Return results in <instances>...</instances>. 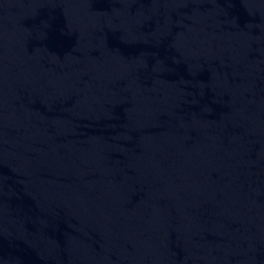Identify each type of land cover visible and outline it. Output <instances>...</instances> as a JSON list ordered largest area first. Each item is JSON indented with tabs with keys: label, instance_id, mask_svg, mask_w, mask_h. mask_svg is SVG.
<instances>
[{
	"label": "water",
	"instance_id": "obj_1",
	"mask_svg": "<svg viewBox=\"0 0 264 264\" xmlns=\"http://www.w3.org/2000/svg\"><path fill=\"white\" fill-rule=\"evenodd\" d=\"M0 264H264V0H0Z\"/></svg>",
	"mask_w": 264,
	"mask_h": 264
}]
</instances>
